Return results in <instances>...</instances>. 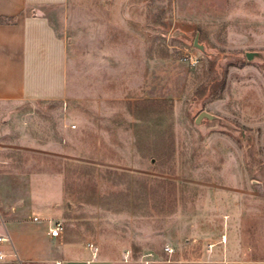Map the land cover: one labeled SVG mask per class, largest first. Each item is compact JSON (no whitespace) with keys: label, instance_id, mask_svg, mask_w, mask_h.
<instances>
[{"label":"rangeland","instance_id":"1","mask_svg":"<svg viewBox=\"0 0 264 264\" xmlns=\"http://www.w3.org/2000/svg\"><path fill=\"white\" fill-rule=\"evenodd\" d=\"M66 19V98L0 115L3 217L60 202L49 221L113 264L263 250L264 0H70Z\"/></svg>","mask_w":264,"mask_h":264},{"label":"crops","instance_id":"2","mask_svg":"<svg viewBox=\"0 0 264 264\" xmlns=\"http://www.w3.org/2000/svg\"><path fill=\"white\" fill-rule=\"evenodd\" d=\"M69 2L0 0V115L6 119L13 118L9 109L12 106L66 98L67 46L55 27H66ZM55 203L57 207L62 205L48 199L27 204L3 203L6 217L0 212V234L3 224L11 243L0 242V254L5 255L0 264H113L111 258L99 257L98 251L86 241L72 239L70 228L64 226L60 235H50L54 221H49V215ZM56 216L58 214H54ZM40 218L49 221L48 226L41 227ZM220 242L224 246L216 254L213 253L214 243L211 250L207 247L209 243L206 245L214 264H264V255L254 254L264 249L228 246L227 237H222ZM13 251L17 257L10 255Z\"/></svg>","mask_w":264,"mask_h":264},{"label":"water","instance_id":"3","mask_svg":"<svg viewBox=\"0 0 264 264\" xmlns=\"http://www.w3.org/2000/svg\"><path fill=\"white\" fill-rule=\"evenodd\" d=\"M194 45L201 48V46L197 43V37L195 38ZM259 56H260V53L255 52V51H248L245 53V57L248 61L252 60L255 57H259ZM201 120H205V122L208 125L217 124L218 126L230 128V126L227 125L221 117L214 115L212 113H209L206 110H202L201 112L197 114V116L194 119V123L199 124Z\"/></svg>","mask_w":264,"mask_h":264},{"label":"built area","instance_id":"4","mask_svg":"<svg viewBox=\"0 0 264 264\" xmlns=\"http://www.w3.org/2000/svg\"><path fill=\"white\" fill-rule=\"evenodd\" d=\"M2 226H3V233L0 234V242H5V243L10 244L11 243L10 236H9L8 232L6 231V229H5L3 224H2ZM63 230H64L63 222L54 221L53 224H52V228L50 229V235L53 236V237H56V236L60 235L63 232ZM88 246L93 248L94 250H96V247L92 243L88 244ZM207 247H208V250H211V248L213 247V244H208ZM164 250L167 253H171L173 251V249L170 248V247H165ZM10 255L12 257H17V255H16V253L14 251ZM3 257H5V255L4 254H0V259H2ZM55 264H59V263L56 262Z\"/></svg>","mask_w":264,"mask_h":264}]
</instances>
